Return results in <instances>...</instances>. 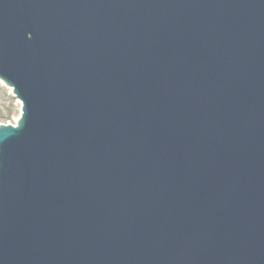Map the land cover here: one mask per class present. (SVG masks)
Instances as JSON below:
<instances>
[{"label":"water","instance_id":"95a60500","mask_svg":"<svg viewBox=\"0 0 264 264\" xmlns=\"http://www.w3.org/2000/svg\"><path fill=\"white\" fill-rule=\"evenodd\" d=\"M0 264H264V0H0Z\"/></svg>","mask_w":264,"mask_h":264},{"label":"rangeland","instance_id":"374dc122","mask_svg":"<svg viewBox=\"0 0 264 264\" xmlns=\"http://www.w3.org/2000/svg\"><path fill=\"white\" fill-rule=\"evenodd\" d=\"M20 113V102L0 80V124H14Z\"/></svg>","mask_w":264,"mask_h":264}]
</instances>
